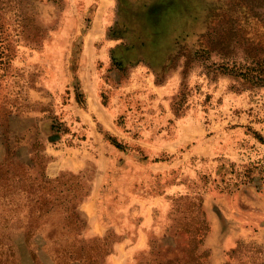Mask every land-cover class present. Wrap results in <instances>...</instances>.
<instances>
[{
	"label": "rangeland",
	"instance_id": "obj_1",
	"mask_svg": "<svg viewBox=\"0 0 264 264\" xmlns=\"http://www.w3.org/2000/svg\"><path fill=\"white\" fill-rule=\"evenodd\" d=\"M133 1L0 0V264H264V0Z\"/></svg>",
	"mask_w": 264,
	"mask_h": 264
},
{
	"label": "bare ground",
	"instance_id": "obj_2",
	"mask_svg": "<svg viewBox=\"0 0 264 264\" xmlns=\"http://www.w3.org/2000/svg\"><path fill=\"white\" fill-rule=\"evenodd\" d=\"M130 1H131V0H130ZM134 1H135V0H134ZM134 1H133V3H134ZM198 1H199V0H198ZM141 3H142V2H141ZM141 3H140V5H141ZM196 3H197V2H196ZM196 3H194V5H192V4H190V2L188 3V1H187V2H186V5H188V4H189L188 6H191V5H192V8H193V6H194V8L196 9V7H197V6L195 5ZM198 3H199V2H198ZM200 3H201V2H200ZM137 4H138V2H137ZM138 5H139V4H138ZM186 5H185V6H186ZM195 6H196V7H195ZM199 6H200V5H199ZM199 6H198V7H199ZM124 7H125V6H124ZM186 7H187V6H186ZM131 8H132V7H131ZM184 8H185V7H184ZM184 8H181V9H183V14H182L183 16H184V11L186 10V9L184 10ZM200 8H201V7H200ZM133 9H135V8H133ZM136 9H138V7H137ZM181 9H180V10H181ZM188 9H190V8L188 7ZM195 9H194V12L196 11ZM129 10H130V9L127 10L128 13H129ZM190 10L192 11V9H190ZM199 10H201V9H199ZM122 11H123V9H122ZM124 11H126V10H124ZM130 11H131V10H130ZM201 11H202V10H201ZM185 12H186V11H185ZM189 12H190V11H189ZM121 13H123V12H121ZM131 13H133V12H130V15H131ZM186 13H187V12H186ZM123 14H125V12H124ZM133 15L135 16L136 14H133ZM186 15H187V14H186ZM193 15H194V14H193ZM199 15H201V14H199ZM118 16H119V15H118ZM128 16H129V15H128ZM189 16L192 17V14H190V15L188 14V16H186V17H189ZM195 16H196V15H195ZM135 17H136V16H135ZM176 17L179 18L180 16L178 15V16H176ZM184 17H185V16H184ZM199 17H200V16H199ZM120 18H121V17H120ZM189 18H190V17H189ZM196 18H197V17H196ZM196 18H194L195 20L193 19V17L190 18V19H193L194 21H196V20H198V19H196ZM122 19H123V18H122ZM128 19H129V21H130V18H128ZM137 19L142 20L141 18H138V17H137ZM173 19H174V18H173ZM184 19H186V18H184ZM184 19H183V22H184ZM187 19H188V18H187ZM187 19H186V20H187ZM175 20H177V18H175ZM178 20H179L178 22H181L182 19L180 20V18H179ZM188 20H189V19H188ZM119 21H120V20H119ZM124 21H125V19H124ZM173 21H174V20H173ZM132 22H133V19H131V23H132ZM139 22H140V21H139ZM170 22H171V21H170ZM170 22H169V24H170ZM174 22H175V21H174ZM174 22H173V23H174ZM191 22H192V20H191ZM191 22H190V25H191ZM125 23H126V21H125ZM129 23H130V22H127V24H129ZM140 23L143 24V22H140ZM140 23H139V24H140ZM173 23H172V24H173ZM175 23H176V22H175ZM181 23H182V22H181ZM188 23H189V21H188ZM195 23H196V22H195ZM198 23H199V21H198ZM132 24H133V23H132ZM142 24H140L141 27H142ZM179 24H180V23H179ZM179 24H177V25L179 26ZM192 24H193V23H192ZM174 25H175V24H174ZM186 25H187V24H186ZM187 26H188V25H187ZM131 27H132V25H131ZM145 27H146V26H145ZM162 27H163V26H161V28H162ZM164 27H165V26H164ZM167 27H168V26H167ZM174 27H177V26H174ZM188 27H189V26H188ZM188 27H187V28H188ZM191 28H192V27H191ZM191 28H189V29H191ZM126 29H129V28H126ZM174 29H175V28H174ZM144 30H145V29H144ZM147 30H148V29H147ZM155 30H156V29H155ZM158 30H160V29L158 28ZM168 30H169V29H168ZM121 31H122V30H121ZM161 31H162V30H161ZM174 31H175V30H173L172 33H174ZM182 31H183V30H182ZM122 32H123V31H122ZM143 32H144V31H143ZM147 32L149 33V31H147ZM169 32L171 33V31H169ZM169 32H168V34H169ZM185 32H186V31H185ZM161 33H162V32H161ZM186 33H187V32H186ZM134 34H135V33H134ZM163 34H165V33H163ZM171 35H172V34H170V36H171ZM177 35H178V34H177ZM138 36H139V35H138ZM143 36H144V35H143ZM148 36H149V35H148ZM155 36H156V34H155ZM168 36H169V35H168ZM168 36H166V37H167L166 39L172 38V37H169V38H168ZM173 38H174V36H173ZM145 39H146V37H145ZM148 39H149V37H148ZM159 40H160V39H159ZM174 40H175V39H174ZM174 40H173V41H174ZM164 41H165V40H164ZM170 41H172V40H170ZM173 41H172V42H173ZM147 42H148V40H147ZM172 42H171V43H172ZM162 44H163V43H162ZM162 44H161V45H162ZM161 45H160V47H161ZM170 45H171V44H170ZM173 46H174V44H173ZM148 48H149V47H148ZM165 48H166V47H165ZM169 48H172V45H171ZM173 48H174V47H173ZM149 49L151 50V47H150ZM167 49H168V48H167ZM157 52H158V51H157ZM163 52H164V48H163ZM159 53H160V52H159ZM160 54H162V53H160ZM160 54H158V56H159ZM165 54H166V53H165ZM165 54H164V55H165ZM153 55H154V54H153ZM153 55H152V56H153ZM155 56H156V55H155ZM158 56H157V58H158ZM155 59H156V58H155ZM158 59H160V56H159ZM156 60H157V59H156ZM89 95H90V94H89ZM96 104H97V103H96ZM99 107H100V106H99ZM99 109H100V108H99ZM95 111H96V110H95ZM97 111H98V109H97Z\"/></svg>",
	"mask_w": 264,
	"mask_h": 264
},
{
	"label": "trees",
	"instance_id": "obj_3",
	"mask_svg": "<svg viewBox=\"0 0 264 264\" xmlns=\"http://www.w3.org/2000/svg\"><path fill=\"white\" fill-rule=\"evenodd\" d=\"M78 198V197H77ZM76 200V199H75ZM77 200H79V199H77ZM78 202V201H77ZM75 207H77V204H76V206ZM70 209L69 208H67V211H69ZM72 211H73V208H72ZM78 212V211H77Z\"/></svg>",
	"mask_w": 264,
	"mask_h": 264
}]
</instances>
